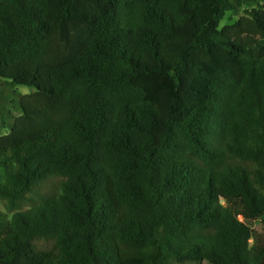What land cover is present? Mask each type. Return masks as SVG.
Masks as SVG:
<instances>
[{
	"label": "trees",
	"instance_id": "1",
	"mask_svg": "<svg viewBox=\"0 0 264 264\" xmlns=\"http://www.w3.org/2000/svg\"><path fill=\"white\" fill-rule=\"evenodd\" d=\"M244 5L0 0V80L33 89L0 136V264L260 261L264 3Z\"/></svg>",
	"mask_w": 264,
	"mask_h": 264
},
{
	"label": "rangeland",
	"instance_id": "2",
	"mask_svg": "<svg viewBox=\"0 0 264 264\" xmlns=\"http://www.w3.org/2000/svg\"><path fill=\"white\" fill-rule=\"evenodd\" d=\"M244 9L254 8L257 4H263L264 0H244ZM243 15L241 10L237 15L227 12L224 18L220 22V27L225 24H231ZM33 89L24 86L11 87L5 81L0 80V136L8 132V124H11L16 117L19 116V110L17 107V100L20 96L29 94ZM0 213L9 217V214L5 211L0 201ZM252 228L259 231V222H252L250 224ZM207 264V263H202Z\"/></svg>",
	"mask_w": 264,
	"mask_h": 264
},
{
	"label": "water",
	"instance_id": "3",
	"mask_svg": "<svg viewBox=\"0 0 264 264\" xmlns=\"http://www.w3.org/2000/svg\"><path fill=\"white\" fill-rule=\"evenodd\" d=\"M257 264H264V254H263V256L261 257L260 261Z\"/></svg>",
	"mask_w": 264,
	"mask_h": 264
}]
</instances>
